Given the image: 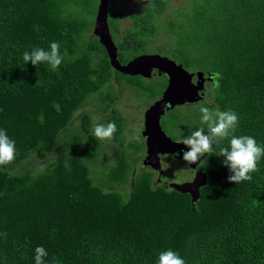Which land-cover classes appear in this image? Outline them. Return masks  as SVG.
Returning <instances> with one entry per match:
<instances>
[{"label": "trees", "instance_id": "16d2710c", "mask_svg": "<svg viewBox=\"0 0 264 264\" xmlns=\"http://www.w3.org/2000/svg\"><path fill=\"white\" fill-rule=\"evenodd\" d=\"M99 1L0 0V129L16 146L14 161L0 166V264H35L38 246L47 250L44 264H156L167 249L185 264H264V156L251 181L232 184L218 149L206 154L199 169L208 184L196 203L158 186L153 170L134 160L144 142L130 136L116 87L130 84L134 101L152 103L167 76L112 68L93 33ZM170 4L150 0L127 15L111 10L116 59L165 54L193 67L189 73L214 77L212 103L206 88L205 101L164 112L168 135L196 130L199 108L218 107L238 115L234 135L264 146V0H190L163 23ZM53 41L67 53L58 69L24 63L25 51ZM106 101L110 114L102 118ZM97 121L115 123L112 139L93 135ZM32 157L52 161L36 173L24 167Z\"/></svg>", "mask_w": 264, "mask_h": 264}, {"label": "clouds", "instance_id": "9594fccd", "mask_svg": "<svg viewBox=\"0 0 264 264\" xmlns=\"http://www.w3.org/2000/svg\"><path fill=\"white\" fill-rule=\"evenodd\" d=\"M133 2L144 4L145 0H133ZM172 2L173 0H171V4ZM171 4L166 14L162 17L163 23L173 18L174 12L177 10L174 9L171 12ZM64 55H67V53L65 52ZM64 55H61L60 43L58 41H53L49 44L47 50L35 47L31 51H25L23 53V61L25 64L30 62L34 67L38 64L46 63L50 65L53 70H56L63 62ZM151 55L160 54L155 53ZM162 56H166L170 60L175 61L169 55L163 54ZM195 72H197V70H195ZM205 77L207 78L208 75L205 74ZM212 79H214V77H212ZM207 85L208 80L205 82V89ZM203 101H205V98ZM199 112L201 114L200 123L202 126L191 131L190 134L183 136L182 139L178 141L179 144H182L184 148L187 149V151L181 150L182 160L186 164L191 165L200 161L201 157H204L206 154L210 155L214 150L218 149L217 156L223 158L222 166L226 167L229 172V176L227 177L228 183L239 184L244 181H251V173L258 171L257 164L261 157L264 156V146L258 145L255 138L252 136L234 135L239 121V117L234 111H221L218 107L216 109H210L209 107L201 106ZM116 130L114 122H109L106 125L98 123L94 127L93 135L100 140H110L114 136ZM225 140L228 141L226 146L223 145V141ZM180 154L181 153H175L173 155L175 157ZM15 157V141L10 139L5 130L0 129V166H6L13 162ZM173 184L184 185L178 183ZM34 251L35 264H44V258L48 255L47 250L43 246H38ZM156 264H185V261L177 252L167 249L158 254Z\"/></svg>", "mask_w": 264, "mask_h": 264}, {"label": "water", "instance_id": "95a60500", "mask_svg": "<svg viewBox=\"0 0 264 264\" xmlns=\"http://www.w3.org/2000/svg\"><path fill=\"white\" fill-rule=\"evenodd\" d=\"M109 4L110 0H101L100 2L94 35L105 47L112 68L123 75L142 76L144 78H150L153 70L157 69L159 74H163L168 78L167 87L161 99L144 112L141 132V137L145 139L146 148L142 164L161 176L160 155L181 153L179 156H182L181 150L187 151L182 144L172 141L163 132L161 120L164 117V112L174 106L203 101L205 98L203 93L205 82L206 80L212 81V75H208L206 78L202 70L189 73L182 64H177L162 55H141L122 66L116 60V48L109 35ZM204 157H201L200 161L191 164V169L196 170L204 160ZM207 184V175L198 172L193 183L184 185L172 184L170 189L179 193L189 194L192 197V203H196L200 198V189L205 188Z\"/></svg>", "mask_w": 264, "mask_h": 264}, {"label": "flooded vegetation", "instance_id": "af4514ba", "mask_svg": "<svg viewBox=\"0 0 264 264\" xmlns=\"http://www.w3.org/2000/svg\"><path fill=\"white\" fill-rule=\"evenodd\" d=\"M100 2L101 0L99 1V5H100ZM133 2V0L131 1ZM99 5H98V8H99ZM128 5L124 4L122 2V0H110V4H109V9H108V17L110 19V12L111 10L114 11V10H121L122 12H124L126 15L129 14V13H134V12H138L140 10H142L143 6L144 5H140V9L139 10H136L134 11V8H130V7H127ZM98 15V13H97ZM109 19H108V25H109ZM95 22H96V18H95ZM95 22H94V29H95ZM124 28H128L130 27V22H124V25H123ZM94 29H93V33H94ZM110 29V27H109ZM109 35L111 37V41L114 43V46H115V42H118L119 39H118V36L116 35L115 38H113L112 34H111V31H109ZM116 39V40H115ZM118 39V40H117ZM116 48V47H115ZM122 66L126 65L129 61H127L126 63H121L118 59H116ZM133 60V59H132ZM131 61V60H130ZM129 76V75H127ZM152 76H159V77H163L164 75L163 74H159V72H157V69H154L153 72H152ZM142 77V76H140ZM150 77V78H151ZM144 78V77H143ZM149 79V78H148ZM116 82L117 81V78H111V81L110 82ZM111 84V83H110ZM108 85V84H107ZM107 85L105 87V90H107ZM126 87V90L124 91L123 89ZM119 88H120V92H121V97L118 98V101L120 102V106L118 107L122 113V116H123V120L126 121L127 123L131 122L127 125L129 129H132L134 131V119L132 118V116H130V113H131V110L127 107L129 106H132L131 104L134 103V95H131V94H126V92L128 91V89H133L134 90V86H130V84H125V83H120L116 89L117 91L119 92ZM163 95V94H162ZM162 97V96H161ZM161 97H159L158 99H156L154 102L152 101V103L149 105L148 108H146V110H148L151 106H153L156 102H158ZM146 100V98H145ZM144 100V101H145ZM130 103V104H129ZM110 101H106L102 104V118H103V112H106L108 114L109 113V109H110ZM129 104V106H128ZM114 106L116 108V102L114 101ZM187 106L184 105V108H186ZM126 108L128 109V113H126ZM145 110V111H146ZM167 113V112H166ZM144 115V113H143ZM167 114H164V117H166ZM129 118V120H127ZM163 118L161 120V125L163 126ZM170 116L168 118H166V121L169 120ZM105 119V117H104ZM170 124V123H169ZM143 129V128H142ZM177 135L173 136V135H168L169 131H165L163 129V132L165 133V135L170 138L172 141L174 142H178L180 139H182L183 136L185 135H188L190 134L187 130L183 131V132H179V127H177ZM142 132V130H141ZM143 139V142H144V145H143V150H142V153H143V160L145 158V152H146V148H145V139ZM185 151V150H184ZM143 160H141L140 162L142 163ZM176 163H181V164H185L189 169H190V173L191 175L193 176V179L191 181H188V182H185V184H190V183H193L194 179H195V176L198 172H202L199 167L200 165H202V163L199 165V167L197 168V170H191L190 168V165L186 164L183 160H182V156H179V155H176L174 157L173 154H164V155H160V167H161V171L163 172L161 176H158L157 173H155L157 175V185L158 186H163V187H168L171 185V183H168L166 181H163L162 177L164 176V168H171L172 165L176 164ZM204 173V172H202ZM133 182V180H132Z\"/></svg>", "mask_w": 264, "mask_h": 264}, {"label": "rangeland", "instance_id": "374dc122", "mask_svg": "<svg viewBox=\"0 0 264 264\" xmlns=\"http://www.w3.org/2000/svg\"><path fill=\"white\" fill-rule=\"evenodd\" d=\"M132 0H122V2L126 5H128L127 7L130 8H134V11L139 10L140 9V5H145L146 3H149L150 0H145L144 4L141 3H137V2H131ZM190 0H173L172 4H171V12L174 9H178L186 4H188ZM193 67L187 68V70H189V72H191V70ZM210 88V84L207 85V89H208V101L212 103V101L209 100V98L211 97L212 93L209 90ZM130 104V103H129ZM128 104V106H129ZM151 104V101L148 100V102H144V100L142 101H134V103H132V106H129L127 108H129L131 110L130 116H132L133 119H135V123H134V128H135V124L137 126V134H134V131H132V134L130 136H136L137 138V142H140L141 144H143V140L139 137V133L141 134V128H142V117H143V113L146 110V107H148ZM131 107H134L133 111L131 109ZM90 110L92 112H96V107H91L89 108V112ZM137 121V123H136ZM98 123H101V121H97ZM174 136L177 135V131L173 130ZM135 155V154H134ZM140 157V161L143 160V153L140 152L138 154V156H134V160L135 158ZM102 158L99 157L98 158V163H101ZM51 158H49V160L47 162L44 163H40L38 161L35 160L34 157L30 158V160L28 161V163L26 162V164L24 165L25 168L27 169H34V172H39L41 171L44 166H46L47 164L51 163ZM144 161V160H143ZM141 168V166H140ZM164 176L162 177L163 181H166L168 183H178V184H185V182L191 181L193 179V176L190 173V169L185 165V164H181V163H176L174 165H172L171 168H164ZM154 172V171H153ZM163 173V172H162ZM104 176H108V174H104ZM155 178V177H154ZM157 181V179H155ZM96 184H98L97 182H95ZM124 188V187H123ZM121 188H119L118 192H121Z\"/></svg>", "mask_w": 264, "mask_h": 264}]
</instances>
